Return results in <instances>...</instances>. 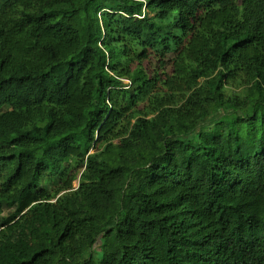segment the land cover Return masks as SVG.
Returning a JSON list of instances; mask_svg holds the SVG:
<instances>
[{
  "label": "trees",
  "instance_id": "1",
  "mask_svg": "<svg viewBox=\"0 0 264 264\" xmlns=\"http://www.w3.org/2000/svg\"><path fill=\"white\" fill-rule=\"evenodd\" d=\"M0 264H264V0H0Z\"/></svg>",
  "mask_w": 264,
  "mask_h": 264
},
{
  "label": "rangeland",
  "instance_id": "2",
  "mask_svg": "<svg viewBox=\"0 0 264 264\" xmlns=\"http://www.w3.org/2000/svg\"><path fill=\"white\" fill-rule=\"evenodd\" d=\"M125 83H127V81H124ZM77 185V182H75V184H74V186H76ZM8 212L7 211H5V215L7 214Z\"/></svg>",
  "mask_w": 264,
  "mask_h": 264
}]
</instances>
